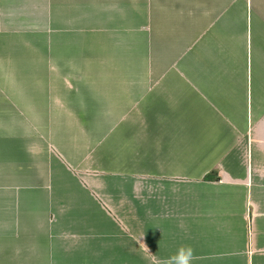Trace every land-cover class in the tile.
Instances as JSON below:
<instances>
[{"label": "crops", "instance_id": "obj_1", "mask_svg": "<svg viewBox=\"0 0 264 264\" xmlns=\"http://www.w3.org/2000/svg\"><path fill=\"white\" fill-rule=\"evenodd\" d=\"M41 23L0 51V264H264V0H0Z\"/></svg>", "mask_w": 264, "mask_h": 264}, {"label": "rangeland", "instance_id": "obj_2", "mask_svg": "<svg viewBox=\"0 0 264 264\" xmlns=\"http://www.w3.org/2000/svg\"><path fill=\"white\" fill-rule=\"evenodd\" d=\"M5 26V25H3ZM15 26V27H14ZM8 25V30H5L7 33L3 34V32L1 33L2 39H0V49L2 48L4 53L8 54L9 58L15 54V52L17 51V49H21L20 51H22V49H24L25 51L29 52L31 55L33 52V49L36 42H40V43H47V40L40 38V39H33V43L32 42H28L27 40L29 39V37L31 36H37L39 33L40 35L46 34L47 36L49 35V31H50V26L46 23H41L40 25H35L34 30L32 25L29 24H23L22 27H20V25ZM7 26H5L6 28ZM89 27V25H88ZM38 29V31H36ZM90 28V27H89ZM18 34V35H16ZM105 41H101L103 44V46L107 47V41L111 42L110 39H104ZM107 40V41H106ZM84 43H87L86 39L84 40ZM91 43H95V42H91ZM3 45V46H1ZM48 46V44H46ZM92 46H96L95 44ZM36 47V46H35ZM46 46L42 45V48H44ZM48 48V47H47ZM8 51V52H7Z\"/></svg>", "mask_w": 264, "mask_h": 264}, {"label": "clouds", "instance_id": "obj_3", "mask_svg": "<svg viewBox=\"0 0 264 264\" xmlns=\"http://www.w3.org/2000/svg\"><path fill=\"white\" fill-rule=\"evenodd\" d=\"M194 249L190 245H181L175 253L161 260L160 264H192Z\"/></svg>", "mask_w": 264, "mask_h": 264}]
</instances>
